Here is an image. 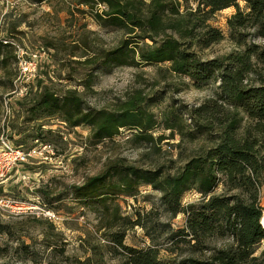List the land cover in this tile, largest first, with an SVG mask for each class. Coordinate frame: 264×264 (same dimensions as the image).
Instances as JSON below:
<instances>
[{
  "label": "trees",
  "instance_id": "obj_1",
  "mask_svg": "<svg viewBox=\"0 0 264 264\" xmlns=\"http://www.w3.org/2000/svg\"><path fill=\"white\" fill-rule=\"evenodd\" d=\"M68 1L99 27L122 34L111 48L84 51L83 59L73 61L77 67L108 71L165 65L196 89L212 82L217 85L214 94L198 105L162 111L164 129L171 138L174 133L179 137L176 160L181 165L174 167L175 160H170L167 166L141 168L117 157L83 184L71 187L74 198L97 213L96 232L108 243L90 247L81 260H64L109 264L105 257L109 255L114 264H264V226L260 224L264 214V48L253 43L264 39V0H193V6L187 0ZM228 8L234 12L226 18L225 34L213 25V18ZM225 39L234 50L201 57L204 50ZM14 48L0 40V87L10 88L7 93L13 90L17 74ZM92 76L82 79L84 89H90ZM40 84L38 91H28L15 103L25 123L59 117L71 128L85 125L93 144L113 141L120 129H126L132 147H149L155 154L158 143L167 138L152 133L158 121L144 105L141 89L107 110L88 107L75 89ZM42 133L37 125L31 136L39 140ZM183 144L194 149L184 154ZM143 185L159 193V205L169 219L184 217L180 228L160 222L153 206L129 215L122 212L116 198L132 196ZM188 190L198 198L184 203ZM134 227L143 230L150 244L125 243L127 230ZM164 233L165 250L178 251L172 258L160 257L158 240ZM183 247L189 251L185 257ZM22 251L26 254V247Z\"/></svg>",
  "mask_w": 264,
  "mask_h": 264
},
{
  "label": "rangeland",
  "instance_id": "obj_2",
  "mask_svg": "<svg viewBox=\"0 0 264 264\" xmlns=\"http://www.w3.org/2000/svg\"><path fill=\"white\" fill-rule=\"evenodd\" d=\"M192 2L187 0L193 6ZM233 10L224 9L213 18V25L225 34L226 18ZM1 34L9 36L24 48L45 51L38 61L29 94L39 90L41 81L40 86L50 85L57 90L75 89L88 107L112 110L127 94L141 89L145 97L144 105L158 121L152 133L167 137L158 143L157 154L149 147H132L127 142L130 130L126 129H120L113 141L105 139L93 144L88 139L89 128L85 125L71 128L59 117L23 122V111L15 104L25 95L23 83L17 82L10 93H7L10 88L0 87V101L3 102L0 106V131L4 128L0 133V157L4 152L15 151V148L24 154L30 153L25 161H15L6 171L0 170V264H68L64 260L66 257L71 260L70 263L75 258L81 260L90 247L108 242L96 232L97 213L78 202L71 187L83 184L85 179L99 173L117 157L141 168L167 166L170 160H175L172 164L174 167L181 165L182 162L176 160L180 150V146H177L179 137L174 133L171 138L170 131L164 129L162 111L178 105H198L214 94L217 84L212 82L196 89L188 79L168 72L165 65L159 68L120 66L108 71L77 67L73 61L83 59L84 51L111 48L118 43L122 34L99 27L88 14L78 13L68 0L40 3L32 0H0ZM253 43L264 48V39H254ZM234 49L225 39L204 50L201 57L221 56ZM87 74L93 75L88 90L80 84ZM37 125H40L43 135L39 140H34L31 135ZM183 146L184 154L194 149L190 144ZM158 198V192L143 185L134 195L120 196L116 200L124 214L144 211L153 206L160 215V222L169 223L172 229L180 228L184 217L177 215L169 219L162 212ZM197 198L196 192L188 190L182 202H193ZM6 199L24 203L29 208L14 211L3 202ZM164 237L165 233L158 240L160 257L172 258L178 251L173 254L166 251L168 244ZM124 241L136 247L150 244L139 227L127 230ZM24 247L26 254L22 251ZM182 249V257L187 256V247ZM105 257L107 263H115L109 255Z\"/></svg>",
  "mask_w": 264,
  "mask_h": 264
},
{
  "label": "built area",
  "instance_id": "obj_3",
  "mask_svg": "<svg viewBox=\"0 0 264 264\" xmlns=\"http://www.w3.org/2000/svg\"><path fill=\"white\" fill-rule=\"evenodd\" d=\"M0 40L3 43H9L14 48V54H15V65L17 69V74L13 80V90L16 87L17 82L23 83L24 93H28L30 91V84L33 83V79L36 77L37 72V66L39 59L45 55V51L41 50H35V49H29L24 48L20 46L18 43L13 41L11 38L5 37L2 34L0 35ZM31 152H34L31 151ZM26 155H30V153L24 154L22 151L15 148V151L10 152H4L2 153L0 157V170L1 172L4 170L6 171L11 165L16 162L25 161ZM4 203L8 204L9 207H11L14 211H23L27 210L29 207L25 205L24 203L15 202L10 199H6L3 201Z\"/></svg>",
  "mask_w": 264,
  "mask_h": 264
},
{
  "label": "water",
  "instance_id": "obj_4",
  "mask_svg": "<svg viewBox=\"0 0 264 264\" xmlns=\"http://www.w3.org/2000/svg\"><path fill=\"white\" fill-rule=\"evenodd\" d=\"M260 224H262V226H264V214H262L261 218H260Z\"/></svg>",
  "mask_w": 264,
  "mask_h": 264
}]
</instances>
